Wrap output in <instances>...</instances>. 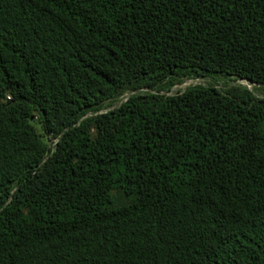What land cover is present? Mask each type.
I'll return each mask as SVG.
<instances>
[{"label": "trees", "instance_id": "1", "mask_svg": "<svg viewBox=\"0 0 264 264\" xmlns=\"http://www.w3.org/2000/svg\"><path fill=\"white\" fill-rule=\"evenodd\" d=\"M257 88L264 0H0V264H264Z\"/></svg>", "mask_w": 264, "mask_h": 264}, {"label": "rangeland", "instance_id": "2", "mask_svg": "<svg viewBox=\"0 0 264 264\" xmlns=\"http://www.w3.org/2000/svg\"><path fill=\"white\" fill-rule=\"evenodd\" d=\"M197 82H206V79L204 78H186L183 79L181 82L175 84L174 86L171 87V89L168 91L169 93H173L179 90H183L186 86L193 84V83H197ZM219 86H223V82L222 80H220L219 82H217ZM230 84H234V83H241L245 86H247L248 88L254 89V87H258V84H254L249 82L248 80L245 79H237L236 81H230ZM254 92L256 93V95L258 96H262L264 94V91L261 88H257L254 90ZM131 92L125 93L123 95H121L120 97H118V99L116 101H114L113 103H111L108 107H105V109L108 108H112L115 105H117L118 103H120L122 100H125L127 98V96L130 94Z\"/></svg>", "mask_w": 264, "mask_h": 264}]
</instances>
